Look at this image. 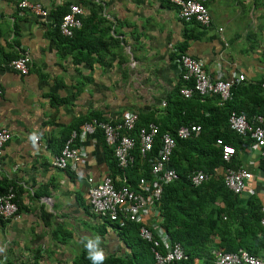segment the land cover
I'll return each instance as SVG.
<instances>
[{
  "label": "crops",
  "instance_id": "obj_1",
  "mask_svg": "<svg viewBox=\"0 0 264 264\" xmlns=\"http://www.w3.org/2000/svg\"><path fill=\"white\" fill-rule=\"evenodd\" d=\"M17 1L0 0V129L11 135L0 154V194L13 187L18 209L16 220L0 221V264H91L84 242L97 235L106 259L130 258L135 234L93 215L87 200L88 188L106 176L115 186L124 184L100 133L76 140L84 163L75 172L53 169L52 157L91 118L115 122L134 112L139 122L172 134L184 116L210 112L215 98L182 101L177 95L178 54L201 61L212 78L238 73L244 77L240 85L262 83L264 99V0H207L208 28L179 21L168 0H30L47 11L42 19L19 11ZM64 4L82 8L85 23L74 37L75 49L60 55L51 12ZM22 52L29 57L25 76L8 67ZM214 124L212 137L224 128L221 120ZM235 152L234 164L251 176L235 212L220 199L206 211H227L218 235L264 257L258 223L264 162L250 143L241 148L240 142ZM223 169H214L215 177L222 179ZM162 222L158 205L144 220L153 231H163ZM215 253L201 252L193 264H211Z\"/></svg>",
  "mask_w": 264,
  "mask_h": 264
},
{
  "label": "built area",
  "instance_id": "obj_2",
  "mask_svg": "<svg viewBox=\"0 0 264 264\" xmlns=\"http://www.w3.org/2000/svg\"><path fill=\"white\" fill-rule=\"evenodd\" d=\"M207 0H168L175 6L177 18L185 24H195L200 28H208L210 15L204 5ZM16 8L32 14L35 18H45L47 11L30 0H18ZM84 11L77 5L70 4L67 12L58 22V33L62 38H71L73 32L80 29ZM218 32L222 29L218 28ZM179 70V89L177 95L184 100L197 97L200 100L215 98L216 105L223 107L231 100V89L244 81L242 74L233 73L228 79L212 78L204 70L201 61L186 54H178L174 60ZM8 67L25 76L28 72L29 57L22 52L8 63ZM1 96V90H0ZM162 106H165L163 103ZM260 115L246 118L230 112L227 116V128L241 140V148L250 143V148L258 151L264 162V126ZM138 115L128 112L115 122H107L96 118L85 121L79 130L71 131L63 141L60 150L52 157L50 166L55 170L75 172L84 163V155L75 147L76 140L100 133L104 144L110 148L116 168L123 172L133 163V153L148 163V178H139L135 190L122 184L115 187L110 176L104 177L98 184L87 190V200L93 215L104 218L122 228L126 224L136 226L137 236L148 245L153 264H172L186 260L180 244L169 242L162 230L153 231L144 223L151 211L158 205L163 186L177 180L178 176L169 167L170 158L175 149L176 140L184 141L197 136L200 127L194 124L179 125L172 134L159 133L153 123L136 127ZM10 133L0 129V154L10 140ZM37 142V139H34ZM158 143L156 154L152 150ZM214 146L220 150L221 161L228 164L235 158L232 146L225 145L216 139ZM208 179L201 171L191 172L188 181L192 187H198ZM251 179L250 174L239 166L224 167L222 184L232 195L239 196L245 184ZM157 215V212L154 211ZM258 223L264 231V203L258 209ZM18 218L17 201L14 188L9 186L0 194V221L8 222ZM211 264H264V257L252 256L244 250L234 252H216Z\"/></svg>",
  "mask_w": 264,
  "mask_h": 264
},
{
  "label": "trees",
  "instance_id": "obj_3",
  "mask_svg": "<svg viewBox=\"0 0 264 264\" xmlns=\"http://www.w3.org/2000/svg\"><path fill=\"white\" fill-rule=\"evenodd\" d=\"M69 5L64 4L51 12L57 21L51 36L56 40L57 46H60L58 47L60 55L66 54L67 50L75 49L73 40L78 33L77 30L74 31L71 38H62L58 33V22L67 12ZM84 23V20H82L81 27ZM241 83L232 87L231 100L225 103L223 107H218L216 105L217 100H215L214 108L210 112L205 115H199L198 119L193 116H184L180 124L198 125L200 131L195 139L176 140L169 167L174 170L178 178L176 181L163 186L158 203L159 214L163 219L161 224L163 232L166 234L169 242H176L181 245L186 256V260L172 264H193V259L197 258L201 252H234L239 249V243L233 246L229 240H226L222 235H218V222L221 220V216L228 212L222 210V208H213V206L209 211L206 210L210 208L209 205H213L214 201L218 199L226 202L229 201V205L233 210V205L237 198V196L232 195L224 188L222 179L214 175V169L219 166L231 168L238 166L234 164V158H231L228 164L223 163L221 161L220 150L214 146L215 140L220 139L225 145L232 146L234 150H239L240 138L227 128L226 121L228 114L235 112L236 114L250 118L253 115L261 116L264 112V99L261 94L262 83L240 85ZM240 95L245 96L252 106L246 108L240 99ZM193 98L196 101L200 100L197 97ZM182 101L185 100L182 99ZM216 119L223 121L224 128L216 129V134L212 137L213 132H211L210 128L215 125ZM147 123L149 122H139L138 118L136 127L146 125ZM158 130L160 134L165 132V130L159 128ZM158 148L159 145L155 142L151 154H156ZM133 158L132 165L121 172V174L122 176L124 175L122 177L124 184L129 186L130 189L135 190V185L139 178H148L149 166L146 161L141 160L136 155V151L133 153ZM194 171H201L208 176V179L196 188L192 187L188 181L189 174ZM233 211L235 212V210ZM116 228L121 232L126 233L131 231L135 234L129 246L131 248V255L130 258H107L104 264H153L148 245L136 235L137 230L135 225L126 224L122 228H118V226ZM260 230L264 236V231L261 228ZM220 231L222 232V230ZM214 235L217 238L212 239L211 236ZM246 251L249 254L252 253L249 250Z\"/></svg>",
  "mask_w": 264,
  "mask_h": 264
},
{
  "label": "clouds",
  "instance_id": "obj_4",
  "mask_svg": "<svg viewBox=\"0 0 264 264\" xmlns=\"http://www.w3.org/2000/svg\"><path fill=\"white\" fill-rule=\"evenodd\" d=\"M84 248L86 249L87 259L91 264H104L106 252L104 248L101 247L100 236L97 235L93 238H86Z\"/></svg>",
  "mask_w": 264,
  "mask_h": 264
}]
</instances>
